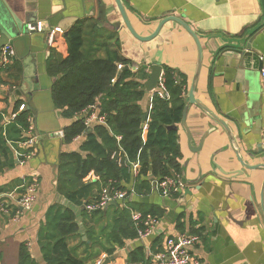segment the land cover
Listing matches in <instances>:
<instances>
[{
    "label": "crops",
    "instance_id": "obj_1",
    "mask_svg": "<svg viewBox=\"0 0 264 264\" xmlns=\"http://www.w3.org/2000/svg\"><path fill=\"white\" fill-rule=\"evenodd\" d=\"M20 20L36 17L43 31L12 46L14 55L0 68V135L14 136L16 115L28 110L29 128L21 131L18 141H7L8 162L12 165L0 173V188L17 197L25 184L35 179L36 199L29 212L15 209L0 215V264H19V250L24 248L31 260L44 264L40 237L52 208L72 211L78 232L67 243L85 264H97L101 257L108 264H127L129 251L144 246L147 257L164 249L170 237L189 235L197 241L188 249V264H264V146L260 133L264 125V11L260 0H121L129 22L141 37L149 36L158 22L169 16L183 20L196 34L201 45V68L195 82L194 99L221 119L228 133L196 105L188 103L187 94L197 64V48L192 37L174 22H167L159 34L148 42L136 40L125 28L113 0H2ZM100 21L101 28L114 33L120 54L131 63V71L143 86L151 67L169 68L186 81L185 121L176 126L182 191L175 196L160 197L152 192L146 197L117 201L119 209L127 201L155 205L162 216L152 234L142 240L127 241L114 255L107 257L90 248L83 211L57 192V167L61 154L86 153L81 135L63 143L60 133L90 111L71 118L53 105L50 86L53 78L46 72V62L53 51L58 58L67 57L66 32L79 21ZM60 29V33H53ZM51 33V37L49 35ZM113 43V40L111 41ZM248 44L253 54L245 57ZM6 46V45H5ZM4 47V46H3ZM1 47V48H3ZM0 48V50H1ZM258 55V58L255 57ZM160 77V78H161ZM162 79V78H161ZM157 88L145 92L139 105L147 112ZM21 107L14 112L15 103ZM95 115L98 116L96 108ZM14 116V118H12ZM99 124L92 121L87 127ZM145 129L143 137L145 138ZM32 139L31 144L25 145ZM31 155L26 159L27 155ZM241 159L245 169L238 161ZM5 165V164H4ZM133 172V171H132ZM133 177H134V173ZM98 177L90 172L84 184ZM123 184V183H122ZM132 182L126 185L131 190ZM125 192V191H121ZM103 193H110L103 189ZM90 205H93L92 203ZM111 205L102 207L104 215L113 217ZM136 208V207H135ZM49 219V218H48ZM106 222V221H105ZM98 230L95 235L98 236ZM137 236V235H136ZM86 243V244H84ZM91 255V257H90Z\"/></svg>",
    "mask_w": 264,
    "mask_h": 264
},
{
    "label": "trees",
    "instance_id": "obj_2",
    "mask_svg": "<svg viewBox=\"0 0 264 264\" xmlns=\"http://www.w3.org/2000/svg\"><path fill=\"white\" fill-rule=\"evenodd\" d=\"M65 41L67 57L60 59L51 51L46 62V72L53 78L50 86L53 105L66 118L96 105L98 116L104 117V123L88 128L83 118L63 130V143L81 135L86 137L80 150L87 155L85 158L76 153L60 155L57 192L78 207L95 204L103 189L125 191L127 198L150 195L155 192V182L180 174L181 155L176 126L181 122L185 108L184 76L164 68L161 78L167 98H161L155 91L145 113L139 105L145 95L143 86L132 73L131 63L121 56L119 40L114 33H107L98 20L91 23L79 21L66 32ZM118 66H121L120 70ZM125 67L128 69L123 70ZM21 103V100L15 103L14 112ZM28 113L25 109L14 118L12 138L9 134L7 138L0 135V173L12 165L5 158V146L7 141H18L21 131L29 128ZM143 115L145 121L142 125ZM133 165L138 166L134 177ZM90 172L98 177V181L84 184L83 180ZM131 182V190H127L126 185ZM4 192L5 189L0 188V194ZM125 205L121 209L117 205L110 207L114 210L111 219L108 211L104 215L102 208L83 211L86 226L92 224L86 233L90 243L88 249L95 252L91 255L104 253L110 257L127 241L136 239L131 210L156 218L163 214L162 209L155 205H143L134 200L127 201ZM52 211L54 214L47 218V231L42 230L39 243L44 264H85V259L80 258L67 243L78 232L75 215L72 211L58 208H51L49 214ZM95 230H98V236ZM126 262L150 264L151 258L147 257L145 247L140 245L128 252ZM19 264L37 263L21 247Z\"/></svg>",
    "mask_w": 264,
    "mask_h": 264
},
{
    "label": "built area",
    "instance_id": "obj_3",
    "mask_svg": "<svg viewBox=\"0 0 264 264\" xmlns=\"http://www.w3.org/2000/svg\"><path fill=\"white\" fill-rule=\"evenodd\" d=\"M29 32L41 33L43 31L42 23H35V25L29 24L27 26ZM60 29H54L53 33H60ZM51 37V33L49 38ZM14 55V51L11 46L6 45L0 50V68H4L8 65L10 58ZM121 69V66H118ZM260 76L264 80V65L261 67ZM157 94L162 98H167L166 93H164L163 82L160 78ZM90 111V116L86 120V125L88 126L92 121H96L99 124L104 123V117L96 116L95 110L96 105H93L87 109ZM14 118V116L12 117ZM63 137V133H60ZM261 144L264 146V125L260 133ZM32 139L24 143L25 145L31 144ZM119 141V138H116ZM31 155H27L26 159H29ZM137 165L132 166V171L134 175L137 174ZM38 183L37 180L32 179L25 184L24 190L15 197L13 194H3L0 195V215L8 216L10 212L15 209V217L19 215L20 212H29L36 199ZM184 188L183 182L180 180L178 175H172L170 177L164 178L160 182L154 183L155 193H157L162 198L170 197L171 194H176L182 191ZM127 198L126 192L114 191L108 194L103 193L102 196L93 205H87L86 209L88 212L94 209L102 208L107 205L110 201H124ZM20 211V212H18ZM130 218L136 230V235L139 240L149 237L153 230L157 227L159 219L152 217L150 215H142L138 211H130ZM197 241V237L189 235H179L176 237H170L166 240L164 249L162 251L156 252L152 257V264H188V249ZM105 257H101L97 264H101Z\"/></svg>",
    "mask_w": 264,
    "mask_h": 264
},
{
    "label": "water",
    "instance_id": "obj_4",
    "mask_svg": "<svg viewBox=\"0 0 264 264\" xmlns=\"http://www.w3.org/2000/svg\"><path fill=\"white\" fill-rule=\"evenodd\" d=\"M115 3V7L120 15L121 21L124 24L125 28L129 31V33L138 41L141 42H148L152 39H154L160 32L161 28L163 25L167 22H174L177 25H179L182 29H184L194 40L196 48H197V64H196V70L194 73V77L191 83L190 88L188 89V94H187V99L188 103L191 105H196L200 109H202L205 113H207L212 119H214L223 129L228 133V129L225 125V123L219 119L216 115L212 114L207 108H205L203 105L198 103L194 99V90H195V82L198 77L200 68H201V59H202V54H201V45L199 43V39L196 36V34L191 30V28L181 19L174 17V16H169L161 19L158 24L156 25L154 31L147 37H141L136 34V32L133 30L129 19L127 17L126 11L124 9V6L122 4L121 0H113ZM262 4V8L264 11V0H260ZM35 20L36 17L32 16L31 18H26L22 21H20L8 8L7 5L3 3L2 0H0V48L5 46V45H16L17 43H23L22 39L23 37H28L29 35H34L35 33L29 32L27 29V26L29 24L35 25ZM237 54H244L245 57H249L253 54L252 48L246 44V52H242L241 50L235 51ZM255 57L258 58V55L255 54ZM128 69V67H125L123 70ZM120 73L117 75V79L119 78ZM161 77V67L158 65H154L151 67L150 70V75L148 80L144 83V91L145 92H151L155 90L158 87V83ZM141 124H144L145 121V115L142 116L141 119ZM185 121V109L182 115V119L180 124L183 126ZM238 161L241 163V165L245 168H251L247 167L243 164L240 158H238ZM108 205L115 206L116 202L115 201H110ZM261 210L264 215V209L263 205L261 202ZM110 262V259L107 258L104 260L103 264H108Z\"/></svg>",
    "mask_w": 264,
    "mask_h": 264
}]
</instances>
